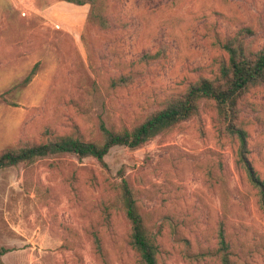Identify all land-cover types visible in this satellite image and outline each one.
Returning a JSON list of instances; mask_svg holds the SVG:
<instances>
[{
    "label": "rangeland",
    "instance_id": "rangeland-1",
    "mask_svg": "<svg viewBox=\"0 0 264 264\" xmlns=\"http://www.w3.org/2000/svg\"><path fill=\"white\" fill-rule=\"evenodd\" d=\"M89 14V4L64 0H0V149L76 127L89 139L102 121L131 127L211 75L226 57L218 40L247 25L255 30L251 46H264V0H108L106 29ZM121 74L133 81L114 86ZM239 106L249 159L264 180V84ZM215 116L204 105L140 148L114 145L107 169L71 153L0 169L5 264H138L111 188L121 174L138 190L161 264H221L222 223L231 264H264L260 192Z\"/></svg>",
    "mask_w": 264,
    "mask_h": 264
},
{
    "label": "trees",
    "instance_id": "trees-1",
    "mask_svg": "<svg viewBox=\"0 0 264 264\" xmlns=\"http://www.w3.org/2000/svg\"><path fill=\"white\" fill-rule=\"evenodd\" d=\"M64 1L77 5L89 4V21L101 28L110 27L111 22L106 14L108 0ZM254 33L255 30L246 25L224 40H218L226 57L220 56L213 62L216 70L211 75L198 76L183 90L162 100L158 107L131 127L107 126L102 121L99 134L89 139L76 127L72 132L55 135L44 142L21 141L20 144L0 149V169L30 164L39 158L63 153H71L79 158L93 157L102 168L107 169L105 157L114 145L140 148L157 136L171 133L182 122L198 117L206 105L214 109L215 123L221 134L239 143L237 163L239 168L245 170L250 182L259 189L260 203L264 209V180L249 159L248 132L239 121L240 101L252 88L264 84V46L255 49L247 41ZM147 57L148 54L145 55ZM36 67L19 86L33 79ZM132 81L133 76L121 74L113 79V85L123 86ZM111 188L129 224V244L138 256V264H161L160 244L147 223L138 190L122 174L120 180L111 183ZM95 241L98 250L102 251L99 236L95 237ZM218 243L221 264H231L230 244L224 223L218 232ZM8 251L9 248L0 246V264H5L2 257Z\"/></svg>",
    "mask_w": 264,
    "mask_h": 264
}]
</instances>
